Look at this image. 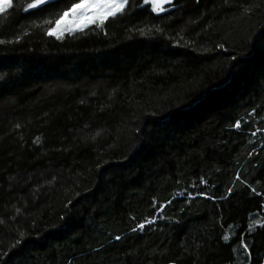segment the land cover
<instances>
[{
  "label": "trees",
  "instance_id": "trees-1",
  "mask_svg": "<svg viewBox=\"0 0 264 264\" xmlns=\"http://www.w3.org/2000/svg\"><path fill=\"white\" fill-rule=\"evenodd\" d=\"M31 2L0 16V264H264V0L59 40L80 0Z\"/></svg>",
  "mask_w": 264,
  "mask_h": 264
},
{
  "label": "snow or ice",
  "instance_id": "snow-or-ice-1",
  "mask_svg": "<svg viewBox=\"0 0 264 264\" xmlns=\"http://www.w3.org/2000/svg\"><path fill=\"white\" fill-rule=\"evenodd\" d=\"M149 0H145L148 3ZM156 7H153V11H162V5L164 3H170L171 0H153ZM53 0H32L26 7L23 8L24 12H28L30 9L40 10L41 6H51ZM128 0H80V3L73 4L68 10L64 11L62 15H59L55 19V27L47 30L48 36H55L56 39H62L64 33L75 31H83L89 24H96L97 27L102 28L104 23L109 17H115L118 12L122 13L124 8L127 6ZM13 0H0V16L5 14L7 10L13 8ZM46 10V8H45ZM45 23L51 24L52 21L48 20ZM4 41L0 40V44ZM237 129L240 128V122L235 123ZM239 179V177H238ZM255 192L256 190L253 189ZM231 189H229V193ZM259 194V193H257ZM152 223V221H148ZM140 230L145 228V224L141 223L138 225ZM137 229L134 228L133 231ZM117 240H120V236H116ZM223 239L227 242L229 237L225 235ZM19 243V241H17ZM247 250V249H246Z\"/></svg>",
  "mask_w": 264,
  "mask_h": 264
},
{
  "label": "rangeland",
  "instance_id": "rangeland-1",
  "mask_svg": "<svg viewBox=\"0 0 264 264\" xmlns=\"http://www.w3.org/2000/svg\"><path fill=\"white\" fill-rule=\"evenodd\" d=\"M128 2H129V0H128ZM150 3H151L154 7H156V4L153 2V0H150ZM127 5H128V4H127ZM125 8H126V7H125ZM125 8H124V10H125ZM124 10H123V12H124ZM123 12H122V13H123ZM119 14H121V13L118 12V13L116 14V16L119 15ZM110 18H112V17H109L108 19H110ZM108 19H107V20H108ZM94 25H96V24H89L87 27L84 28V30L87 29V28H89V27H91V26H94ZM77 32H80V31L77 30V31H75L74 33H70V32H67V31H66V32L64 33L63 37L66 36V35H72V34H75V33H77ZM51 37H54V38H55V36H51Z\"/></svg>",
  "mask_w": 264,
  "mask_h": 264
},
{
  "label": "water",
  "instance_id": "water-1",
  "mask_svg": "<svg viewBox=\"0 0 264 264\" xmlns=\"http://www.w3.org/2000/svg\"><path fill=\"white\" fill-rule=\"evenodd\" d=\"M57 1H58V0H53V3H56ZM171 2H172V0H171ZM171 2H170V3H164V4L162 5V8H165V7H167L168 5H170ZM41 7H46V6H41Z\"/></svg>",
  "mask_w": 264,
  "mask_h": 264
}]
</instances>
